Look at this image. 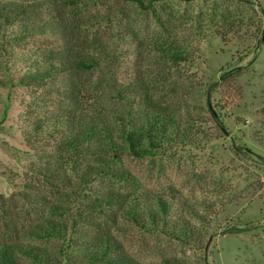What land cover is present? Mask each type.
<instances>
[{"label": "rangeland", "instance_id": "1", "mask_svg": "<svg viewBox=\"0 0 264 264\" xmlns=\"http://www.w3.org/2000/svg\"><path fill=\"white\" fill-rule=\"evenodd\" d=\"M255 1L256 8L236 0L174 1L172 10L188 19L185 28H175L178 37L195 45L193 64L152 65L150 51L129 36L117 45L113 62L82 78L80 112L93 121L115 118L126 109L119 95L128 89L132 95L149 91L160 104L178 112L190 111L204 123L205 138L197 146L156 158L123 155L117 172L130 173L134 182L102 176L84 187L76 181L68 186L38 180L31 166L39 153L53 150L61 138L53 132L57 119L45 120L46 133L29 142L27 136L34 133L29 132L33 118L28 108L43 90L1 87L0 242L26 241L27 231L41 221L42 211L33 210L21 196L32 187L64 207L70 205L62 201L71 191L84 193L87 201L82 207L85 215L79 216L73 208L71 219H59L67 224L66 233L35 242L51 255V264L88 262L82 257L88 246L82 243L81 233L111 235L121 244L128 264H264V0ZM131 17L137 27L149 23L159 29L140 12H132ZM198 22L200 31L196 32ZM150 34L145 31L142 36ZM15 52L19 67L22 49ZM52 97L59 109V95ZM55 106L39 115L56 110ZM133 188L160 194L179 208L198 210L204 227H209L204 241L183 244L161 233L142 232L121 219L118 208L97 211L90 207L97 193L110 196ZM232 226L252 229L230 234Z\"/></svg>", "mask_w": 264, "mask_h": 264}, {"label": "trees", "instance_id": "2", "mask_svg": "<svg viewBox=\"0 0 264 264\" xmlns=\"http://www.w3.org/2000/svg\"><path fill=\"white\" fill-rule=\"evenodd\" d=\"M174 1L193 0H0V88L43 90L28 108L33 118L29 132L34 133L27 136L29 142L46 133L45 120L50 117L57 119L53 132L62 135L53 150L40 151L33 160L31 172L38 180L68 186L76 181L84 187L102 176H119L134 182L130 173L117 172L123 155L156 158L197 146L205 138L204 123L198 117L190 111L178 112L160 104L149 91L144 95H132L128 89L120 91L126 109L112 119L93 121L80 112L85 83L82 78L113 62L118 54L117 45L129 36L139 40L141 49L150 51L152 65L178 67L194 63L195 45L178 37L175 28H185L188 19L182 17L183 12L172 10ZM236 1L250 8L259 6L255 0ZM167 7L172 11H166ZM132 12L145 15L146 22L151 18L159 29L149 23L135 26ZM200 26L198 22L196 32ZM145 31L151 34L142 36ZM41 38L43 44L38 45ZM17 48L22 49L19 67ZM53 93L60 97L59 109ZM48 106H55L56 110L40 116ZM26 190L31 191H24L21 196L33 210L42 211L41 221L27 231L26 241L0 242V264H51V255L35 242L66 233L68 226L59 219H71L73 208L79 216L86 214L82 210L87 202L84 193L66 194L62 202L70 205L64 207L53 204L48 196L36 193L32 187ZM90 204L97 211L118 208L121 219L136 229L161 233L183 244L204 241L209 230L195 208H179L173 200L141 188L110 196L97 193ZM209 208L213 210L215 206ZM109 216L115 218L111 213ZM237 229L232 226L228 233L244 234L252 228ZM80 238L88 246L82 254L86 264L129 263L121 244L111 235L91 237L81 233Z\"/></svg>", "mask_w": 264, "mask_h": 264}, {"label": "water", "instance_id": "3", "mask_svg": "<svg viewBox=\"0 0 264 264\" xmlns=\"http://www.w3.org/2000/svg\"><path fill=\"white\" fill-rule=\"evenodd\" d=\"M264 39V38H263Z\"/></svg>", "mask_w": 264, "mask_h": 264}]
</instances>
